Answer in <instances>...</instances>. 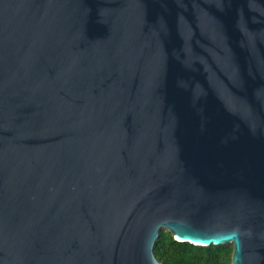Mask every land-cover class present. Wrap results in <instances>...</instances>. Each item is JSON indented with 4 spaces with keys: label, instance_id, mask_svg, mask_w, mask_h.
Here are the masks:
<instances>
[{
    "label": "water",
    "instance_id": "obj_1",
    "mask_svg": "<svg viewBox=\"0 0 264 264\" xmlns=\"http://www.w3.org/2000/svg\"><path fill=\"white\" fill-rule=\"evenodd\" d=\"M163 230L264 264V0H0V264Z\"/></svg>",
    "mask_w": 264,
    "mask_h": 264
},
{
    "label": "trees",
    "instance_id": "obj_2",
    "mask_svg": "<svg viewBox=\"0 0 264 264\" xmlns=\"http://www.w3.org/2000/svg\"><path fill=\"white\" fill-rule=\"evenodd\" d=\"M166 233L169 232L161 231L154 250L160 264H223L222 257L226 254L228 246H222L218 249H199L179 245L167 238Z\"/></svg>",
    "mask_w": 264,
    "mask_h": 264
},
{
    "label": "clouds",
    "instance_id": "obj_3",
    "mask_svg": "<svg viewBox=\"0 0 264 264\" xmlns=\"http://www.w3.org/2000/svg\"><path fill=\"white\" fill-rule=\"evenodd\" d=\"M183 231V230H182ZM171 241H175L179 245L191 246L199 249H218L222 244H227L226 254L222 257L223 264H232V250L236 247V241L239 237L238 231L230 234V239L224 235L201 234L195 237L185 235L165 234Z\"/></svg>",
    "mask_w": 264,
    "mask_h": 264
}]
</instances>
